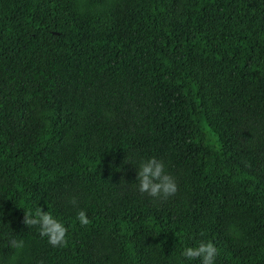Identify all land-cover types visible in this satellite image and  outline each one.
<instances>
[{
	"label": "trees",
	"instance_id": "trees-1",
	"mask_svg": "<svg viewBox=\"0 0 264 264\" xmlns=\"http://www.w3.org/2000/svg\"><path fill=\"white\" fill-rule=\"evenodd\" d=\"M151 156L166 200L137 190ZM199 240L264 264V0H0V264H177Z\"/></svg>",
	"mask_w": 264,
	"mask_h": 264
},
{
	"label": "clouds",
	"instance_id": "clouds-1",
	"mask_svg": "<svg viewBox=\"0 0 264 264\" xmlns=\"http://www.w3.org/2000/svg\"><path fill=\"white\" fill-rule=\"evenodd\" d=\"M133 164L131 161H129ZM136 185L140 193H146L150 197L166 200L177 192V182L175 178L166 170L164 161L154 156L141 158L135 164ZM71 203L75 204L73 197ZM24 213V223L27 226H34L41 237H46L47 242L55 247H63L67 243L68 228L65 222L53 215L50 211H45L41 207L26 208ZM75 220L80 225H87L89 218L83 209L75 214ZM9 245L20 250L24 246L23 239H17L15 235L9 237ZM218 254L216 246L211 241L199 240L192 245H185L176 256L177 264L199 259V264H215Z\"/></svg>",
	"mask_w": 264,
	"mask_h": 264
}]
</instances>
